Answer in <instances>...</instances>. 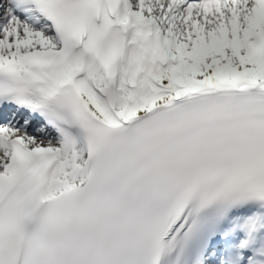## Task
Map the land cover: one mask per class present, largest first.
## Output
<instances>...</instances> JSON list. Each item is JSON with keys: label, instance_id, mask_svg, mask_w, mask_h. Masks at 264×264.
<instances>
[{"label": "snow or ice", "instance_id": "snow-or-ice-1", "mask_svg": "<svg viewBox=\"0 0 264 264\" xmlns=\"http://www.w3.org/2000/svg\"><path fill=\"white\" fill-rule=\"evenodd\" d=\"M0 264H264V0H0Z\"/></svg>", "mask_w": 264, "mask_h": 264}]
</instances>
